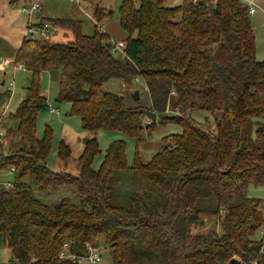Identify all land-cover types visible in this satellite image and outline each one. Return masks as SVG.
Here are the masks:
<instances>
[{"label":"trees","instance_id":"trees-1","mask_svg":"<svg viewBox=\"0 0 264 264\" xmlns=\"http://www.w3.org/2000/svg\"><path fill=\"white\" fill-rule=\"evenodd\" d=\"M89 1L95 19L112 14ZM165 2L121 1L118 22L127 36L119 57L96 25L84 34L79 20H45L41 13L35 24L68 30L72 39L24 36L16 48L13 62L32 78L14 112H2L10 89L0 90V171L13 175L0 181V246L11 251V264H79L59 258L64 245L82 255L88 246L99 250L101 237L112 264H264V233L256 237L264 200L247 195L264 179V60L256 59L248 3ZM45 71L57 73L55 101L69 103V113L90 134L76 158L59 141V163L74 161V173L46 165L52 128L36 134L37 116L50 109L39 85ZM111 78H141L148 107L128 106L123 95L105 90ZM198 109L212 120L193 119ZM157 123L181 131L165 135L164 146L142 162L138 147ZM99 130L134 139L131 165L125 141L116 139L92 167ZM124 170L149 189L126 195L121 204L116 182ZM60 190L76 200H43ZM206 215L215 217L213 227L194 231Z\"/></svg>","mask_w":264,"mask_h":264},{"label":"rangeland","instance_id":"rangeland-1","mask_svg":"<svg viewBox=\"0 0 264 264\" xmlns=\"http://www.w3.org/2000/svg\"><path fill=\"white\" fill-rule=\"evenodd\" d=\"M122 0H97L96 2L101 7L112 10L110 16H105L101 20H97L92 15V7L89 0H0V59L8 58L12 60L16 47L22 40L24 30L29 24H35L39 21L35 13L28 14L23 12L24 7H29L34 2H39L42 6V17L46 19L56 18H71L81 22V30L84 34H92L96 28L99 31L105 32L110 41L117 43L123 41L127 33L120 27L118 22V8ZM181 2V0H166L165 4L174 6ZM251 26L255 35V53L257 60H264V11L256 8V12L249 14ZM54 38L56 40H71L72 33L68 30L57 28L54 30ZM115 56H121V51L117 50ZM15 64V63H14ZM17 65V64H15ZM5 80L6 83L13 81V86L10 88V96L2 105V112L5 111L8 103L6 113L14 112L18 107L20 101L25 96V88L32 78L31 73L25 68H17L13 73V60L10 65L6 67L5 73L0 71V81ZM40 91L47 98L50 108H57L58 113L51 112L50 109L40 113L37 116L36 134L38 137L43 135L45 125L52 128L51 149L46 160V165L49 169L59 171L65 170L74 173L76 168L74 161H70L63 167L58 160L57 149L60 140H64L69 144L72 150V157L76 158L82 151V139L90 134L81 128L80 118L69 113V103H58L55 97L58 90V81L56 72H43L39 79ZM5 85H0V90H5ZM103 88L107 91L123 95L128 106L141 105L148 107L149 99L147 97L145 86L141 78L135 80L124 81L119 78H111L103 84ZM134 91L139 92V97L135 99L132 94ZM193 119L204 122L205 119L212 120L210 112L198 109L191 113ZM159 117L156 118L158 122ZM181 127L177 124L157 126L151 136L139 145L138 151L142 162H147L151 156L159 151L164 146L163 137L170 133H179ZM100 153L95 157L92 167L98 168L105 153L108 144L112 140L122 139L126 143L127 162L131 165L134 161L135 141L133 138L126 136L120 131H106L99 130L96 133ZM6 150H4L5 152ZM13 175L10 171H0V181L11 182ZM147 183L139 176L133 174L131 170H124L120 174L116 182V196L118 202L125 203L126 195L134 192H143L148 190ZM247 195L264 200V183L260 185H250L247 190ZM69 196L73 201L76 197L68 190H60L50 195H43L45 202L54 201L57 198ZM215 217L204 216L200 221L201 227H194L196 232H206L213 227ZM264 227V226H263ZM263 227L256 233V237L262 235ZM99 252L101 261L99 264H112L108 248L104 245L102 237L99 239ZM13 256L11 251L5 247L0 246V264H11ZM254 264L255 261L253 262ZM79 264H87L81 261ZM243 264V262H241Z\"/></svg>","mask_w":264,"mask_h":264},{"label":"built area","instance_id":"built-area-1","mask_svg":"<svg viewBox=\"0 0 264 264\" xmlns=\"http://www.w3.org/2000/svg\"><path fill=\"white\" fill-rule=\"evenodd\" d=\"M195 1V0H193ZM207 3L210 4H215L217 0H204ZM248 3V12L250 14L254 13L256 11V5L253 3L252 0H246ZM40 9V4L38 2H34L32 3L29 7H24L23 8V12H26L28 14H33V13H37L38 10ZM52 34V27L51 24L49 23H43L41 25H37V24H29L26 29H25V33L24 35L26 37H35V38H40V39H48L50 38ZM124 44L123 42L119 41L116 44L114 43L113 45H111V51L115 52L116 50H121L123 48ZM11 61L8 59H3L1 61V64L3 66H6L10 63ZM18 64V63H17ZM22 65L20 64L19 67H21ZM13 86V81L8 82V88H12ZM51 112H56L58 113V109L57 108H50ZM1 134V132H0ZM263 183H264V179H263ZM6 185H10L9 183H6ZM264 211V208H263ZM263 232H264V227H263ZM59 258H67L70 259L72 261H75L77 263H80L81 261H85L87 264H99L101 261V255L100 252L97 248H94L92 246H88L86 249V252L82 255H77L74 253H71L67 250V246L64 245L63 249L60 251L59 253ZM256 263V262H255Z\"/></svg>","mask_w":264,"mask_h":264},{"label":"crops","instance_id":"crops-1","mask_svg":"<svg viewBox=\"0 0 264 264\" xmlns=\"http://www.w3.org/2000/svg\"><path fill=\"white\" fill-rule=\"evenodd\" d=\"M13 1H14V0H12V2H13ZM252 1H253V3L256 5V8L261 9L262 11H264V0H252ZM38 3H39V2H38ZM39 4H40V3H39ZM40 9L42 10V6H41V5H40ZM40 9H39L38 12H37V13H39V15H40V13L42 14V12H40ZM255 12H256V11H255ZM255 12H254V13H255ZM254 13H253V14H254ZM35 16H36V14H35ZM54 30H55V28L52 29V34L54 33ZM102 31H103V30H102ZM24 33H25V30H24V32H23L22 38L25 36ZM17 47H18V46H17ZM17 47H16V48H17ZM15 50H16V49H15ZM3 59H8V58H2V59H0V71H2L3 73H5L6 67L9 66L11 62H10L8 65L3 66V65L1 64V61H2ZM8 60H9V59H8ZM12 60H13V56H12ZM12 60H10V61H12ZM15 64H17V63H15ZM15 64H14V62H13V73H14L15 69H17V68H23V66L19 67L20 64H17V65H15ZM5 84H6V87H8V83H6L5 80H4V78H3V80L0 81V85H5ZM4 103H6V102H4ZM7 106H8V103L6 104V107L4 108V109H5V111L3 112L4 114L6 113ZM8 264H9V263H8Z\"/></svg>","mask_w":264,"mask_h":264},{"label":"water","instance_id":"water-1","mask_svg":"<svg viewBox=\"0 0 264 264\" xmlns=\"http://www.w3.org/2000/svg\"><path fill=\"white\" fill-rule=\"evenodd\" d=\"M36 17H39V13H36ZM107 46H109V44H107ZM132 96L137 99L139 97V92L138 91H134V93L132 94ZM143 113L145 115H147L149 118H155V113H152L150 111H147L145 109H143ZM202 222V221H201Z\"/></svg>","mask_w":264,"mask_h":264}]
</instances>
